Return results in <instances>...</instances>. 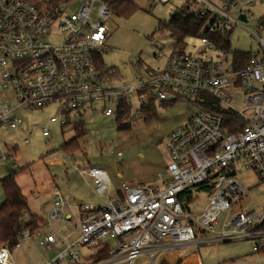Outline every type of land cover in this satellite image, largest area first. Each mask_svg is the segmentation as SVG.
Masks as SVG:
<instances>
[{"label":"built area","instance_id":"built-area-1","mask_svg":"<svg viewBox=\"0 0 264 264\" xmlns=\"http://www.w3.org/2000/svg\"><path fill=\"white\" fill-rule=\"evenodd\" d=\"M194 1L208 19V34L225 35L244 27L240 15L248 20L255 0ZM111 15L102 0H0V129L21 127V111L51 107L57 114L48 122L64 125L69 110L96 102L116 119L125 102L130 116L132 93L139 106L182 98L196 109L166 136L170 177L162 181L159 174L160 185L120 181L113 193L107 172L89 165L81 173L102 202L74 204L54 191L44 216L53 232L39 240L54 255L43 264H157L178 248L242 241L251 249L237 264H264V206L246 208L251 190L238 177L251 170L264 183V38L252 33L259 48L245 60L242 51L202 36L196 53L171 51L161 68L143 65L144 78L120 85L113 70L98 67ZM49 133L43 127L42 135ZM47 156L48 163L70 160L56 151ZM12 158L0 148L1 160ZM203 191L213 194L193 214L191 204ZM39 234L40 226L24 229L18 245ZM110 240L115 244L106 256L80 262L90 254L86 246ZM0 264H14L5 245Z\"/></svg>","mask_w":264,"mask_h":264},{"label":"rangeland","instance_id":"rangeland-1","mask_svg":"<svg viewBox=\"0 0 264 264\" xmlns=\"http://www.w3.org/2000/svg\"><path fill=\"white\" fill-rule=\"evenodd\" d=\"M131 1L138 6L133 14L128 17L111 15L108 25V50L99 56L103 67L113 69L120 85L135 84L137 78H144L146 71L143 65L149 68L163 66L175 46L165 24L170 16L186 3V0ZM249 10L251 15L244 22V27L236 26L229 34L230 51L252 53L259 48L252 33L264 38V0H255ZM185 43L187 52L196 53L201 47L199 39L195 37L186 38ZM159 53L162 54L161 57H157ZM2 90L10 92V89ZM130 97L131 114H127L125 119L128 120L129 129L125 130L117 129V119L113 115H106L99 102L87 103L81 108L69 110V121L64 125L48 122L51 115L57 114V109L51 107L44 111H21L24 130L0 129V146L3 151L8 153L6 147H18L12 159H0V176L16 172V181L28 198L29 212L43 219L39 236L24 239L11 249V261L14 264H43L45 259L54 255L39 244L43 235L53 232L51 227L44 224V216L52 201L50 192L55 186L63 192L68 189L70 194H73L75 187V197L70 199L74 204L94 201L85 195L89 188L86 186L87 177L81 173V170L89 165L103 168L107 172L113 193L118 189L120 181L154 185L159 180V174H162V181L169 179L166 136L193 115L196 109L182 98L165 103L154 100L151 104L139 106L135 93ZM137 110L139 116H136ZM79 120L85 129V135L79 140L80 148L69 156L68 161L48 163L47 153L56 151L65 154L61 145L73 136V124ZM43 127L49 129L48 136L42 135ZM26 138L28 142L24 143ZM117 152L121 155H117ZM13 163L18 166L13 167ZM238 177L251 190L246 199V208L253 206V203H259V207L264 206V183L257 184L256 175L251 170L242 171ZM212 194V191L200 193L196 202L191 204V212H201ZM0 198L1 205V186ZM97 198L96 202L104 200ZM26 216L27 213L24 218ZM58 226V223L54 224V227ZM110 244L114 245V240L86 246L90 254H83L80 262L93 261L100 255V250L106 248L102 253L108 251ZM250 249L251 243L242 241L201 245L191 251L198 255L200 264H237L238 259H242ZM176 250L182 258L188 253L185 248ZM157 264H168V261L161 259Z\"/></svg>","mask_w":264,"mask_h":264},{"label":"trees","instance_id":"trees-1","mask_svg":"<svg viewBox=\"0 0 264 264\" xmlns=\"http://www.w3.org/2000/svg\"><path fill=\"white\" fill-rule=\"evenodd\" d=\"M102 1L108 5L111 13L116 16L128 17L138 9V6L131 0ZM194 3V0H186V6L183 5L178 8L165 24V28L175 42L173 51L177 53L185 52L186 38H200L202 36H207L214 40L218 48L230 49L229 33L225 35L208 34V19L200 16L196 12L192 7ZM239 54L245 60L250 55L249 52H239ZM103 66L102 61L99 59L98 67L104 69L105 67ZM108 70H111V67L105 68V72ZM128 110L129 106L124 102L121 106L120 116L117 119L118 130L129 129L128 120H125V114H128ZM73 130V136L65 140L61 145L63 152L69 156L80 148L79 140L85 135V129L80 120L73 124ZM16 174V172H12L0 178V186L3 191V202L0 205V245H5L10 251L18 245L19 236L24 229L32 231L43 222V219L39 215L29 212L28 198L23 193L21 186L17 183ZM26 213L27 216L24 218ZM104 249L106 250V248ZM104 249L100 250L98 258H102L108 254V251L102 253ZM180 261L181 258H179L178 262Z\"/></svg>","mask_w":264,"mask_h":264},{"label":"crops","instance_id":"crops-1","mask_svg":"<svg viewBox=\"0 0 264 264\" xmlns=\"http://www.w3.org/2000/svg\"><path fill=\"white\" fill-rule=\"evenodd\" d=\"M24 124L21 126V127H19V128H17L18 130H24ZM32 129H33V127H31L30 128V132H32ZM7 130V129H6ZM4 147H6V146H4ZM0 148H1V150L3 151L4 149L0 146ZM7 148V150H8V153H12L13 154V157L15 156V154H16V152H17V150H18V147L16 146V145H14V146H12V147H6ZM3 152H6V151H3ZM14 164V163H13ZM16 164V163H15ZM17 165V164H16ZM18 166V165H17ZM6 176V175H5ZM16 176H17V174H16ZM1 178L2 177H4V176H0ZM19 184V183H18ZM154 185H160V183H159V181L158 182H156ZM86 186L89 188L88 190H86L87 192H86V197L88 198V199H92V200H94L95 202L96 201H98V198L97 197H99V196H97V195H95L92 191H91V188H90V186L88 185V183H86ZM22 189V188H21ZM56 190H60L59 188H56L55 186L53 187V190L50 192V196H51V200L53 199V193H54V191H56ZM77 191V188L75 189V187H74V191H73V194H70V192H69V190L68 189H66L65 190V192H63V191H61L62 193H67V195L69 196V198L71 199V197L72 198H74L75 197V192ZM93 197H94V199H93ZM100 198H102V197H100ZM1 199L2 198H0V201H1ZM94 201H91V202H94ZM52 202V201H51ZM11 252V251H10ZM186 252H188V253H186L185 255H184V257L182 258L181 256H180V254H179V252H178V250H175V251H173L171 254H170V257L167 259V261H168V264H182L183 263V261L184 260H186V259H188L189 257H191V256H194L195 257V259H196V262H197V264H200V262H199V259H198V255L196 254V253H194V252H189V251H187L186 250ZM179 258H182V261L180 262V263H178V260H179Z\"/></svg>","mask_w":264,"mask_h":264},{"label":"bare ground","instance_id":"bare-ground-1","mask_svg":"<svg viewBox=\"0 0 264 264\" xmlns=\"http://www.w3.org/2000/svg\"><path fill=\"white\" fill-rule=\"evenodd\" d=\"M183 264H197V262H196L195 257L194 256H191L188 259H186Z\"/></svg>","mask_w":264,"mask_h":264},{"label":"water","instance_id":"water-1","mask_svg":"<svg viewBox=\"0 0 264 264\" xmlns=\"http://www.w3.org/2000/svg\"><path fill=\"white\" fill-rule=\"evenodd\" d=\"M240 18H241L244 22L247 21V18H246L245 15H243V14L240 15Z\"/></svg>","mask_w":264,"mask_h":264}]
</instances>
